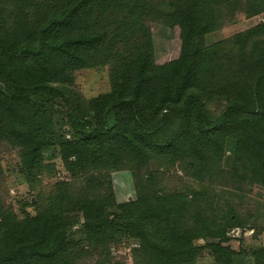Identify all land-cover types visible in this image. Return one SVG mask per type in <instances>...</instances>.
I'll use <instances>...</instances> for the list:
<instances>
[{"label":"trees","instance_id":"16d2710c","mask_svg":"<svg viewBox=\"0 0 264 264\" xmlns=\"http://www.w3.org/2000/svg\"><path fill=\"white\" fill-rule=\"evenodd\" d=\"M238 13L260 15L264 0H0V147L18 149L29 186L57 155L75 179L33 215L0 208V264H73L123 239L133 264H196L202 249L214 264H264V246H222L236 229L256 237L251 215L148 169L180 162L202 184L228 175L264 189V21L205 42ZM152 23L179 29L176 59L156 63ZM107 65L110 90L82 99L74 73ZM121 170L134 194L117 202Z\"/></svg>","mask_w":264,"mask_h":264},{"label":"rangeland","instance_id":"374dc122","mask_svg":"<svg viewBox=\"0 0 264 264\" xmlns=\"http://www.w3.org/2000/svg\"><path fill=\"white\" fill-rule=\"evenodd\" d=\"M262 21H264V13L253 18H247L238 13L218 30L206 35L205 42L225 40ZM150 31L154 39L156 63L164 64L176 59L180 51L179 29L177 27L166 28L160 24L152 23ZM73 87L84 100L108 92L110 90V67L107 65L75 72ZM108 123H112L111 116L108 118ZM44 165L39 181L35 183V186H29L18 172V149L3 144L0 147L2 172L0 174V208H9L18 218H22L24 212L33 215L36 201L41 196L48 195L55 182L74 183V177L64 168L59 155L45 158ZM148 169L159 175L163 173L168 177L163 179L168 183L166 188L173 189L175 187L176 190L201 188L212 199L229 201L236 205L237 211L245 217L246 223L247 218L251 215L250 222L247 224L251 223L255 226L256 237L253 236L252 230L242 232V230L236 229L229 233V239L222 244L223 247L242 255L244 252L248 254L252 249L264 246V189L255 185L251 178L244 180L239 185L228 175H222L220 179L209 185L207 182L202 184L189 178L180 162L167 164L164 161H152L149 163ZM111 178L117 202H124L133 197L132 178L128 171L111 172ZM238 186L240 190L235 189ZM72 237L77 241L83 239L77 226H75ZM203 243L201 239L196 241V244L202 245ZM135 247V242L123 239L112 244L108 252L89 250L73 264H133ZM244 261H248V258L240 256V263L242 264ZM196 264H214V262L209 252L202 249L197 255Z\"/></svg>","mask_w":264,"mask_h":264}]
</instances>
